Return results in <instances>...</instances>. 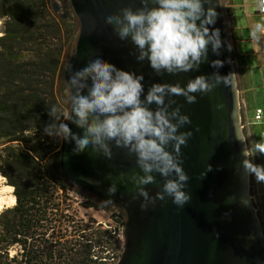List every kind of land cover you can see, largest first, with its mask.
<instances>
[{
  "label": "water",
  "instance_id": "95a60500",
  "mask_svg": "<svg viewBox=\"0 0 264 264\" xmlns=\"http://www.w3.org/2000/svg\"><path fill=\"white\" fill-rule=\"evenodd\" d=\"M69 3L79 29L63 70L69 97L68 117L71 115L69 65L71 71H78L96 56L119 69L142 74L145 94L153 83H180L183 87L199 75L235 74L219 0H212L217 19L210 27L220 30L223 42L220 54H214L209 46L208 59L199 70L177 75H158L147 60L138 62L131 41H121L112 26L105 23L107 14L119 13L125 7L135 10L141 7L140 0H69ZM208 6L205 4V8ZM214 60L223 61L224 66L212 68L210 64ZM194 95L197 97L194 104H188L182 96L170 98L176 101L172 107H180L181 114L191 120V124L179 129L192 132L187 146L181 147L182 167L190 178L185 191L191 197L183 208L166 197L165 201L157 200L155 205L141 210L143 198L133 200V186L118 182L121 172L139 171L135 157L126 149L113 147V157L109 160L102 155H91L90 148L73 154L74 143L61 140L57 163L65 180L96 201L114 208L124 218L123 250L116 264H264L263 229L251 201L250 177L241 166L245 144L236 138L239 135L246 141L236 77L231 86L220 84L207 94ZM151 107L154 109L155 105ZM66 123L73 133L82 132L70 120ZM208 165L212 171H207ZM202 172H206L203 179ZM51 173L55 174L53 168ZM114 181L118 191L109 196L108 188ZM162 184L163 178L156 174V183L147 185L146 190L155 197Z\"/></svg>",
  "mask_w": 264,
  "mask_h": 264
},
{
  "label": "clouds",
  "instance_id": "9594fccd",
  "mask_svg": "<svg viewBox=\"0 0 264 264\" xmlns=\"http://www.w3.org/2000/svg\"><path fill=\"white\" fill-rule=\"evenodd\" d=\"M140 4L135 10L125 7L119 13L107 14L105 23L112 26L121 41L130 40L136 50V60H147L156 74L177 75L199 70L208 59L209 46L214 54H220L223 47L220 30L210 27L217 19L212 0H140ZM205 4L209 6L205 8ZM258 7L264 10V0H259ZM262 34L264 20L250 29L251 38L257 41ZM210 66L219 69L224 62L214 60ZM68 71L71 73L67 81L71 115L64 119L56 107L50 108L52 123L44 127L45 135L74 143L73 154L90 148L91 155L110 160L113 147L126 149L135 157L139 171L121 172L118 182L133 186V200L143 198L141 210H147L157 200L165 201L166 197L183 208L191 197L185 191L190 178L182 167L181 147L187 146L192 132L179 129L191 124V120L181 114L180 107H172L176 101L170 98L182 96L188 104H194L197 102L194 94H207L220 84L231 86L235 74L199 75L183 87L180 83H153L145 94L142 74L119 69L100 56L78 71H71L69 65ZM166 98H169L167 102ZM58 120L61 122L56 123ZM65 120H70L82 132L73 133ZM236 138L245 144L241 161L244 173L254 176L258 184L264 183V165L253 162V154L264 155V137L251 145L239 135ZM207 171H212L211 165ZM156 174L163 178V184L152 197L146 186L156 183ZM205 176L206 172L200 174L201 179ZM117 191L114 181L108 195L114 196Z\"/></svg>",
  "mask_w": 264,
  "mask_h": 264
},
{
  "label": "trees",
  "instance_id": "16d2710c",
  "mask_svg": "<svg viewBox=\"0 0 264 264\" xmlns=\"http://www.w3.org/2000/svg\"><path fill=\"white\" fill-rule=\"evenodd\" d=\"M53 6L0 0V177L15 199L0 211V264H116L123 249L114 228L94 219L80 224L68 215L66 197L58 199V192L79 193L93 203L83 208L99 206L65 180L57 163L61 140L44 133L50 108L69 115L63 70L79 29Z\"/></svg>",
  "mask_w": 264,
  "mask_h": 264
},
{
  "label": "rangeland",
  "instance_id": "374dc122",
  "mask_svg": "<svg viewBox=\"0 0 264 264\" xmlns=\"http://www.w3.org/2000/svg\"><path fill=\"white\" fill-rule=\"evenodd\" d=\"M223 18L228 33L229 47L232 60L234 62V72L236 77L237 89L240 99H243L247 105V115L251 122L254 108H264V87L261 81L264 79V52L262 51L263 41L251 38L250 29L256 22L261 21V17L256 14L258 0H219ZM61 16L62 12H56ZM78 32V31H77ZM242 116V112L240 111ZM251 134L249 130H243L246 142L251 145L264 137V119L261 124L252 125ZM264 155L253 154V162L258 165H264ZM260 186V210L258 212L260 223L264 235V185ZM5 179L0 177V196L3 198L2 209L11 205L13 189H6ZM12 188V187H11ZM84 193V192H83ZM66 197V200H65ZM58 199L65 200L68 215H76L75 221L86 225L88 219H94L102 227L111 226L114 228L121 240L123 249L122 231L124 227V218L118 217L119 212L112 207L98 202V209H85L83 205L91 204L92 201H86L82 194L69 193L68 196L58 192ZM93 204V203H92ZM118 261V260H117ZM117 263V262H116Z\"/></svg>",
  "mask_w": 264,
  "mask_h": 264
},
{
  "label": "built area",
  "instance_id": "2783aa9c",
  "mask_svg": "<svg viewBox=\"0 0 264 264\" xmlns=\"http://www.w3.org/2000/svg\"><path fill=\"white\" fill-rule=\"evenodd\" d=\"M258 4H259V0L257 3V6H256V14L259 15L262 20H264V10H261V8L258 7ZM261 39L263 41L261 48H262V51L264 52V34L261 35ZM260 84H261V86L264 87V79L261 81ZM239 106H240V111L242 112V116H241L242 130L248 129L249 134H251L252 125L262 123V120L264 119V108H261V107L254 108L252 121L250 122L248 119V115H247L248 114L247 113L248 108H247L246 102L243 99H240V97H239ZM262 184L264 185V183H262ZM259 192H260V186L256 182L255 177L251 176L250 177V197H251V201H252L253 205L255 206V208L258 212L261 211L260 210V198H259L260 193Z\"/></svg>",
  "mask_w": 264,
  "mask_h": 264
},
{
  "label": "flooded vegetation",
  "instance_id": "af4514ba",
  "mask_svg": "<svg viewBox=\"0 0 264 264\" xmlns=\"http://www.w3.org/2000/svg\"><path fill=\"white\" fill-rule=\"evenodd\" d=\"M53 1H54V6L56 7L55 10L56 12H62V16L64 18L76 19L72 11V8L70 6L69 0H53Z\"/></svg>",
  "mask_w": 264,
  "mask_h": 264
},
{
  "label": "bare ground",
  "instance_id": "6f19581e",
  "mask_svg": "<svg viewBox=\"0 0 264 264\" xmlns=\"http://www.w3.org/2000/svg\"><path fill=\"white\" fill-rule=\"evenodd\" d=\"M6 189H9V190H12L11 187H6ZM15 203V199H14V196L12 197V200H11V205L10 207H12ZM2 205H3V198L0 196V209H2Z\"/></svg>",
  "mask_w": 264,
  "mask_h": 264
},
{
  "label": "crops",
  "instance_id": "0c3cea01",
  "mask_svg": "<svg viewBox=\"0 0 264 264\" xmlns=\"http://www.w3.org/2000/svg\"><path fill=\"white\" fill-rule=\"evenodd\" d=\"M253 132V131H252Z\"/></svg>",
  "mask_w": 264,
  "mask_h": 264
}]
</instances>
